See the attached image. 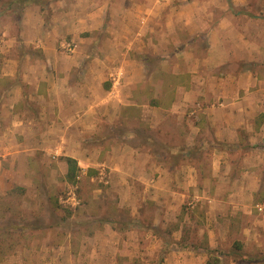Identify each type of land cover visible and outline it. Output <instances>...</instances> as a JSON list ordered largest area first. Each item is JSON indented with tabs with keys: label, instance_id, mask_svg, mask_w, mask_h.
I'll use <instances>...</instances> for the list:
<instances>
[{
	"label": "crops",
	"instance_id": "obj_1",
	"mask_svg": "<svg viewBox=\"0 0 264 264\" xmlns=\"http://www.w3.org/2000/svg\"><path fill=\"white\" fill-rule=\"evenodd\" d=\"M68 1L50 4L54 13L49 23L40 6H27L19 19L17 38L9 40L10 47L0 44V195L6 196L15 188L24 191L19 209H37L36 202L25 201L30 195L34 199L39 190L31 167L37 151L47 150L46 155L58 160L54 153L66 150L58 161L62 176H66V157L77 160L83 170L87 167L88 157L82 148L84 135H99L102 123H122L130 131L153 128L160 137L176 138L175 145L188 149L196 146L197 153L193 154H211L208 175L199 177V171L187 165V176L189 187L202 178L204 193L218 194L210 200L214 202L211 211L216 218L222 217L223 208L231 209L232 214L259 210L258 204L264 201H256L264 182L259 173L260 168L264 169V24L259 23L262 15L233 7L245 8L248 0H180L185 8L180 5L166 10V4L156 10L142 4L138 9L126 7L116 15L126 21V14L138 10L139 20L134 18L127 26L112 18L109 25V11H115L117 1L123 5L128 0ZM248 17L258 24L245 27L243 21ZM86 32L92 34L91 38L82 36ZM95 33H104L105 38L95 45L97 51L114 57L127 38L129 44L136 45L132 55L131 51H123L121 58L124 65L134 67L133 73H125L122 64L113 67L114 57L106 56L113 89L128 85L127 89L122 88L123 96L99 83L106 74L104 68L103 76L100 74L103 58L95 57L85 66L89 46L94 52ZM196 38L203 42L198 43ZM68 39L76 42L71 51L65 46H72ZM147 55H153L155 62L148 61ZM153 63L158 67H152ZM174 79L177 81L169 84ZM93 87L106 94L102 100L107 104L100 106V102L92 101L96 100ZM166 140L162 142L167 143ZM106 157L96 165L105 163L111 170L108 193L116 196L126 192L134 176L144 178L156 173L160 174L150 186L155 187V193L161 191V181L167 173L156 162V169L152 170L148 154L127 144L114 147ZM160 160L163 161L162 155ZM4 161L9 167L3 166ZM56 173L51 172L52 176H58ZM216 218L215 221L219 219ZM218 229L222 233L223 227Z\"/></svg>",
	"mask_w": 264,
	"mask_h": 264
},
{
	"label": "rangeland",
	"instance_id": "obj_2",
	"mask_svg": "<svg viewBox=\"0 0 264 264\" xmlns=\"http://www.w3.org/2000/svg\"><path fill=\"white\" fill-rule=\"evenodd\" d=\"M8 2L9 0H0V44H9L10 47L12 41L9 40L12 37L16 39L19 33L22 12L12 8L7 10L4 3ZM117 2L115 11H109L106 24L111 25L114 21L112 18H118L127 26L132 19L139 20L138 10L135 14H126V21L116 15L118 11L128 7L138 9L142 4L146 9H155L166 4L163 8L169 10L172 6L181 5L180 0H128V4L124 2L123 5L120 1ZM262 4L264 5V0H248L245 8L233 7L237 11L245 9L248 14L262 15L259 23L264 24ZM52 10L50 5L42 10L47 23L54 13ZM253 19L248 17V20L243 21V25L253 27L258 24ZM150 24L153 25L154 21L150 20ZM103 34H93L94 52L90 49L92 45L89 46L85 66L95 57L103 58L99 66L100 74L103 76V68L106 74L99 83H102L105 89L110 87L112 90L113 81L109 77L108 72L111 70L107 69L109 64H106V56L113 55L101 52L100 49L97 51L95 48L96 44L105 39ZM154 34L153 32L152 40ZM82 36L91 38L92 34L86 32ZM117 37L120 38L119 35ZM70 39L68 41L72 42ZM196 39L198 43L203 42L202 38ZM129 41L128 38L123 41L124 45L119 46L117 56H113L115 64L112 66L118 68L122 64L125 73L134 70L133 66L124 65L121 60L123 51H131L132 55L136 46L134 43L129 44ZM148 43L152 49L155 48L152 42ZM73 45L76 46V42L73 41L72 47ZM127 46H130V49ZM199 50L203 53L201 47ZM147 51L151 52L149 48ZM9 54H12V51ZM14 55L16 56L17 52L14 51ZM146 58L155 62L153 55H147ZM152 67L157 68V63H153ZM182 68L184 69L183 66ZM176 81L174 79L169 84ZM127 86L117 85L113 90L120 97L124 94L122 90L127 89ZM93 91V99L96 100L92 101L100 102V106L107 104L103 101L106 94H100L97 87H93ZM128 98L124 97L127 100ZM116 100L119 101L118 98ZM100 126L99 135L87 133L83 136L82 148L85 149L88 162L84 170L79 166L74 182L62 176L58 166V161L64 158L66 150L54 153L58 160L46 155L47 150L37 151V157L31 167L35 171L34 180L38 183L39 190L35 194L36 198L33 199L30 195V198L25 200H30L33 204L36 202L37 209L30 212L19 209L24 191L15 188L6 196L0 195V264H206L211 249L216 250L211 255L212 259L221 260L217 261L218 264H250L246 259L264 256V212L253 209L251 214L242 211L232 214L231 209L223 208L222 217L216 218L214 210L211 211L214 202L211 203L210 200L218 194L204 193L202 178L195 186H188L187 174L190 168L188 169L187 165L199 171V177L210 173L212 160L208 151L193 154L196 152V146L188 149L182 144L175 145L176 138L160 137L153 128H134L135 130L130 131L122 123L109 126L102 123ZM162 139H167V143L162 142ZM127 144L149 155V166L152 170L156 169L155 162L156 165L162 166L167 177L161 181V191L155 193V187L150 186L152 179H157L160 173L144 178L133 175L130 185L126 192L124 191L125 194L123 192L114 196L106 191L111 186V170L105 163L96 164L104 162L107 152L112 151L114 147L117 149L118 145ZM161 155L163 161L160 160ZM5 163L6 161L3 166H6ZM53 170L58 174L55 175L57 179L51 174ZM259 173H262L264 181L263 167L259 169ZM143 188L147 189L145 194ZM219 195L225 197L223 193ZM71 196L77 198L78 205L72 206L66 202ZM259 200H264V182L257 194L256 201ZM214 218L219 219L215 221ZM218 228L223 230L222 233Z\"/></svg>",
	"mask_w": 264,
	"mask_h": 264
},
{
	"label": "trees",
	"instance_id": "obj_3",
	"mask_svg": "<svg viewBox=\"0 0 264 264\" xmlns=\"http://www.w3.org/2000/svg\"><path fill=\"white\" fill-rule=\"evenodd\" d=\"M56 0H9L8 3H4V5H7V10L10 8L14 10H20L21 12L29 5H38L42 8V10L46 9L49 7L51 3H53ZM157 142V141H156ZM155 142V143H156ZM65 161L68 164V172L66 175V178L70 182H74L78 171H79V166H78V161L71 158V157H66ZM216 250H210L208 259L206 260V264H218L217 261L219 260L218 258L212 259L211 255L213 252ZM248 258V257H247ZM250 264H264V256L261 257H252L246 259ZM221 261V260H219Z\"/></svg>",
	"mask_w": 264,
	"mask_h": 264
},
{
	"label": "built area",
	"instance_id": "obj_4",
	"mask_svg": "<svg viewBox=\"0 0 264 264\" xmlns=\"http://www.w3.org/2000/svg\"><path fill=\"white\" fill-rule=\"evenodd\" d=\"M65 46H66L67 50H69V51L72 50V46L70 44H66ZM71 193H73V192H71ZM66 202L70 203L72 206H76L79 204V202L77 201V198L75 196L68 197ZM258 208L260 211L264 212V201L262 203L258 204Z\"/></svg>",
	"mask_w": 264,
	"mask_h": 264
}]
</instances>
